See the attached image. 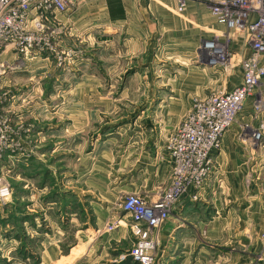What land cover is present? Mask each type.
Masks as SVG:
<instances>
[{"label": "rangeland", "instance_id": "1", "mask_svg": "<svg viewBox=\"0 0 264 264\" xmlns=\"http://www.w3.org/2000/svg\"><path fill=\"white\" fill-rule=\"evenodd\" d=\"M66 26L65 41V30L56 31L55 52L46 55L47 61L37 63L30 71L28 68L13 75L8 72L0 81V190L7 187L10 192L6 200L0 198V264H43L45 243L57 246L65 258L49 264H140L134 258L140 249L151 258V264H164L160 255L168 249L165 228L180 205L198 203L203 198L208 184L185 187L173 178L171 169L168 180L151 194L129 192L121 185L131 162L120 165V159L131 154L130 147L141 145L134 129L144 130L143 136L150 142L155 134L165 133L164 125L169 123L171 114H176L180 121L165 134L166 146L195 100L207 98L210 93L187 96L190 109L160 110L158 120L155 111L142 106L152 101H164L166 107L169 102H178L179 96L171 93L178 71H166L165 78L159 79L165 82L164 93L154 94L151 88L156 80L145 78V71L154 68L149 64L148 53L139 55L136 61L125 56L114 77L108 74L112 61L109 51L113 49L112 54L116 55L120 47H114L108 33L78 20L68 21ZM222 48L224 57L219 59L216 70H222L225 76L234 60L229 46L223 44ZM168 57L163 50L159 53L160 68H164ZM49 71L51 74H47ZM180 73L181 77L186 75ZM96 76L100 90L77 93L82 82L86 87L95 85ZM109 103L113 105L111 109ZM135 140L137 145H131ZM139 155L131 154L128 159L137 160ZM214 168L215 162L212 174ZM99 172L106 174V191L116 196L108 205L103 224L90 237L93 244L86 240L83 249L77 233L91 231L95 223L92 206L99 204L96 198H102L94 186ZM138 199L146 203L154 219L160 220L156 229L144 227L140 238L133 230L134 219L128 210L129 202ZM122 226L128 227V240L111 242L108 251L98 247ZM227 237L209 239L197 229L191 247L195 255L190 264L198 263L199 248L203 246L210 256L208 264H237V257L248 264L264 263V245L257 254L242 247L235 234ZM260 237L264 243V234Z\"/></svg>", "mask_w": 264, "mask_h": 264}, {"label": "crops", "instance_id": "2", "mask_svg": "<svg viewBox=\"0 0 264 264\" xmlns=\"http://www.w3.org/2000/svg\"><path fill=\"white\" fill-rule=\"evenodd\" d=\"M221 1L229 0H189L185 10L179 12L178 0H82L75 10L59 16V27L65 30L62 41H65L68 27L66 25L71 20H78L89 28L108 33L114 47H120L116 55L112 54L113 49L109 51V59L112 61L108 74L114 77L120 67V61L125 56L136 61L139 55L148 53V57L151 56L148 58L149 64L154 68L147 69L149 65L147 66L145 78L156 80V85L151 88L154 94L164 93L165 82H160L159 79L165 78V72L177 70L178 80L172 84L171 93L178 95L179 101L169 102L168 107L163 106L164 101L147 102L142 106V109L155 111L154 117L158 119L157 114L162 109H188L190 106L187 96L202 92H230L241 85V61L250 56L252 51L243 35L235 34L220 24L212 13L211 6ZM208 42H215L220 47L223 44L229 46L234 64L229 68L227 75L223 76L222 70H216L220 66H212L208 62L211 53L206 48ZM162 50L169 56L163 63L164 68L159 67L158 59ZM3 59L18 66L17 73L28 68L30 71L37 63L47 61V57H43L22 65L20 58L12 52L4 55ZM180 72H185L186 75L181 77ZM47 74H51V71ZM135 77L136 75L130 80L133 81ZM93 80L96 84L91 87H86L85 82H82L77 88V93L100 90L99 78ZM142 88L148 89L143 86ZM256 92L255 97L246 103L238 122L224 135L221 151L214 156V173L207 183L208 189L202 193L203 198L198 203L180 205L174 212L173 221L165 228L164 238L168 249L160 255L164 264H190L192 256L195 255L192 254L191 247L197 229L204 231L209 239H222L225 236L230 238L235 234L236 238L239 237L242 247L257 254L262 250L264 243L260 236L264 234V107L261 112H256L254 101L261 98L264 104V80ZM112 106L111 103L108 104L110 109ZM179 121L176 114H171L169 123L166 122L163 127L165 133L160 131L150 142L147 136H143L144 130L134 129V132L139 133L137 140H141V145L136 149L130 147L128 152L140 155L136 157L137 160H129L131 154H124L120 163L118 161L120 165L131 162L121 185L126 191H149L148 194H151L156 187L168 180L172 163L164 146L167 137L165 134L173 130ZM258 131L261 133V139L255 141L253 135ZM137 140L132 141L131 145L136 146ZM101 178L102 184L99 186ZM105 181L106 174L99 172L94 186L102 194V198H96L99 204L92 206L95 223L91 231L77 233L78 242L80 246L83 245V249L86 240L94 236V230L103 224L108 214V205L116 196V193L106 191ZM148 194L144 195L147 199ZM127 226L120 227L98 247L108 251L111 242L128 240L130 234ZM246 236L254 238L249 239ZM93 242L91 238L89 244ZM198 245L195 247L197 250L200 247ZM198 256L197 264H208L210 256L205 252L204 246L199 248ZM64 259L60 256L57 246L44 244L43 264ZM236 262L247 263L238 257Z\"/></svg>", "mask_w": 264, "mask_h": 264}, {"label": "built area", "instance_id": "3", "mask_svg": "<svg viewBox=\"0 0 264 264\" xmlns=\"http://www.w3.org/2000/svg\"><path fill=\"white\" fill-rule=\"evenodd\" d=\"M82 0H0V81L8 72L19 71L18 66L6 62L9 52L20 58L21 64L48 58L55 52L56 31H60L59 16L75 10ZM189 0H178L183 12ZM220 24L235 34L243 35L251 48V55L241 61L243 81L234 90L216 91L207 98L195 100L183 123L166 145L172 163V175L185 187L205 186L212 176L214 156L221 151L223 137L238 122L246 103L255 97L264 80V0H229L211 6ZM56 41V43H55ZM212 65L224 57L223 48L208 42ZM261 98L254 101L256 112L263 110ZM264 129V127H262ZM253 139H261L258 131ZM9 188L0 190V198H9ZM141 199L131 200L128 210L133 215V230L140 238L144 227L156 229L149 208ZM134 258L140 264H151L142 249Z\"/></svg>", "mask_w": 264, "mask_h": 264}]
</instances>
